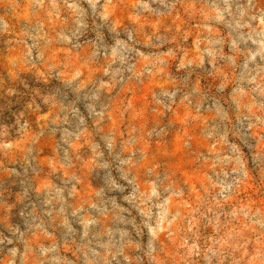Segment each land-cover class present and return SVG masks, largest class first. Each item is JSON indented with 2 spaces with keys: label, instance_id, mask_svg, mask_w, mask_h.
<instances>
[{
  "label": "clouds",
  "instance_id": "obj_1",
  "mask_svg": "<svg viewBox=\"0 0 264 264\" xmlns=\"http://www.w3.org/2000/svg\"><path fill=\"white\" fill-rule=\"evenodd\" d=\"M0 159V264H264V0H0Z\"/></svg>",
  "mask_w": 264,
  "mask_h": 264
},
{
  "label": "rangeland",
  "instance_id": "obj_2",
  "mask_svg": "<svg viewBox=\"0 0 264 264\" xmlns=\"http://www.w3.org/2000/svg\"><path fill=\"white\" fill-rule=\"evenodd\" d=\"M143 95L146 96L147 93L145 92ZM22 103H23V101H21V105H22ZM21 105H16L15 107H20ZM43 151H44V155H43L42 159L44 161H46V162H51L52 165L54 166L55 165V159L51 155L50 142H45V147H44ZM84 154H85V156L87 155L86 150H85ZM0 163H3L2 159H0ZM0 178H5L6 179V177H4L2 172H0ZM36 179L38 180L39 184L41 186H43L45 184L53 182V180H55L56 178L55 177H50L48 175V167H47V163H45L43 171L41 172V174L39 176H37ZM98 184H99V181L96 178V176L89 175L87 177L86 186H87L88 189H94L96 186H98ZM8 186L10 187V191H13V192H18L19 188H20L18 183L16 185H11L10 182H9Z\"/></svg>",
  "mask_w": 264,
  "mask_h": 264
}]
</instances>
